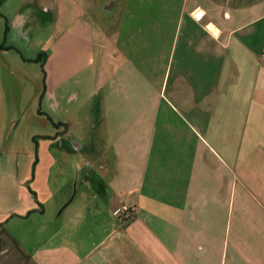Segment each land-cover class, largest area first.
Instances as JSON below:
<instances>
[{"label": "crops", "instance_id": "obj_1", "mask_svg": "<svg viewBox=\"0 0 264 264\" xmlns=\"http://www.w3.org/2000/svg\"><path fill=\"white\" fill-rule=\"evenodd\" d=\"M0 264H264V0H0Z\"/></svg>", "mask_w": 264, "mask_h": 264}, {"label": "built area", "instance_id": "obj_2", "mask_svg": "<svg viewBox=\"0 0 264 264\" xmlns=\"http://www.w3.org/2000/svg\"><path fill=\"white\" fill-rule=\"evenodd\" d=\"M203 14L202 13H198L197 14V19H202ZM139 208L136 205H132V206H126L121 212H120V221L123 224H128L129 222H131L132 220H134L135 216L138 214Z\"/></svg>", "mask_w": 264, "mask_h": 264}, {"label": "trees", "instance_id": "obj_3", "mask_svg": "<svg viewBox=\"0 0 264 264\" xmlns=\"http://www.w3.org/2000/svg\"><path fill=\"white\" fill-rule=\"evenodd\" d=\"M42 57H40V59H41ZM44 64V63H43ZM44 74H45V71H44Z\"/></svg>", "mask_w": 264, "mask_h": 264}]
</instances>
